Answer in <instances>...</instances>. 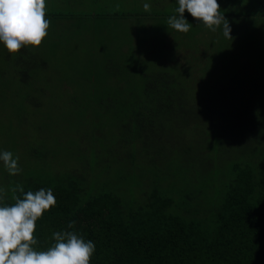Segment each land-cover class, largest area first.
<instances>
[{
    "label": "trees",
    "instance_id": "16d2710c",
    "mask_svg": "<svg viewBox=\"0 0 264 264\" xmlns=\"http://www.w3.org/2000/svg\"><path fill=\"white\" fill-rule=\"evenodd\" d=\"M162 1L177 6L175 0ZM218 1L232 24L238 23L240 11L245 17H264V0ZM237 38L248 37L239 33ZM197 53L193 49L191 54ZM20 57V68H35L33 57L25 59L23 52ZM205 65L199 71H209ZM196 67H180V89L193 87L188 72L192 76ZM258 70L260 76L252 75ZM168 71L150 76L132 106L126 105L124 111L131 114L118 126L110 153L100 152L97 137L88 135L82 146L90 142L92 147L71 155V161L80 164L75 168L52 167L46 158L40 168L42 153L31 149L22 155L14 150L20 158L19 175L10 176L0 162V187L8 190L0 203L14 202L11 188L18 183L25 191L53 189L57 204L37 222V248H47L52 232L67 229L75 220L72 230L95 243L91 264H264V151L258 148L264 147V59L238 66L209 91L210 96L197 90L194 103L179 101L186 92H179ZM187 106L197 125L207 127L199 137L188 131L173 134L178 143H160V133ZM213 115L222 118L220 124ZM212 124H219L220 130L209 136ZM233 130L257 147L258 166L225 159L219 135ZM1 138L0 130V150H6ZM108 154L113 161L102 163Z\"/></svg>",
    "mask_w": 264,
    "mask_h": 264
},
{
    "label": "rangeland",
    "instance_id": "374dc122",
    "mask_svg": "<svg viewBox=\"0 0 264 264\" xmlns=\"http://www.w3.org/2000/svg\"><path fill=\"white\" fill-rule=\"evenodd\" d=\"M72 2L47 0L46 18L51 24L39 47L27 46L9 54L0 44L1 141L6 150L13 153L17 150L19 155L29 149L35 154L42 153L40 168L45 158L52 167L80 166L71 161V155L92 147L90 142L87 147L82 146V139L88 135L97 137L100 152L103 149L110 153L118 126L129 120L131 113L124 111L126 105L132 106L146 80L155 73L169 69L172 83L179 92H186L179 96V101L194 103L197 90L210 96L209 91L238 66L264 59L262 16L245 17L240 11L235 24L225 16L231 36H235L232 40L223 35L222 28L212 32L187 12L186 18L193 24L188 33L167 27V18L177 7H172L170 1L83 0L76 6ZM145 2L151 4L150 12L144 11ZM218 3L223 14L226 7L221 1ZM201 27L204 28L198 31ZM239 33L241 36L244 33L247 40H239ZM194 35L196 39H192ZM193 49L198 51L194 56ZM21 52L25 59H35L34 69L20 68ZM206 63L209 71H199ZM180 67H196L198 72L192 76L188 72V83L194 88L180 89L178 85L183 83ZM261 74L259 70L252 73ZM245 96L246 93L241 95ZM194 114L189 106L184 107L181 117L176 115L173 123L160 133V143L174 139L178 143L173 134L178 137L188 131L192 137H199L207 124L198 126ZM213 119L219 124L222 120L214 115ZM219 124L208 127L209 136L220 130ZM253 135L263 137L255 132ZM219 138L223 139L221 147L226 160L250 161L253 166L261 162L255 155L257 147L248 144L246 136L233 130L227 135L220 134ZM246 148L252 149L254 156ZM258 148L260 153L264 151L259 144ZM107 157L101 162L113 161L110 154Z\"/></svg>",
    "mask_w": 264,
    "mask_h": 264
},
{
    "label": "clouds",
    "instance_id": "9594fccd",
    "mask_svg": "<svg viewBox=\"0 0 264 264\" xmlns=\"http://www.w3.org/2000/svg\"><path fill=\"white\" fill-rule=\"evenodd\" d=\"M174 14L167 18L171 29L188 33L193 24L185 16L190 14L197 23L231 39L228 19L221 13L218 0H175ZM145 12L151 4H143ZM47 16V0H0V44L9 54L18 53L27 46L39 47L48 35L51 20ZM19 156L9 150H0V162L10 176L19 175L22 168ZM7 189L0 187V201H5ZM11 204L0 203V264H91L95 243L78 231L72 230L76 221L70 220L67 229L52 232L51 243L45 249L37 248V222L45 212L55 207L52 188L25 191L21 184L11 188ZM19 192L20 195L15 193Z\"/></svg>",
    "mask_w": 264,
    "mask_h": 264
}]
</instances>
